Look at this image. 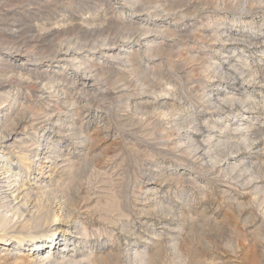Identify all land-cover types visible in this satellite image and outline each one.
Instances as JSON below:
<instances>
[{
	"label": "rangeland",
	"instance_id": "obj_1",
	"mask_svg": "<svg viewBox=\"0 0 264 264\" xmlns=\"http://www.w3.org/2000/svg\"><path fill=\"white\" fill-rule=\"evenodd\" d=\"M0 3V160L38 138L51 162L34 163L23 189L60 186L75 201L56 256L264 264V0ZM31 243H0V264Z\"/></svg>",
	"mask_w": 264,
	"mask_h": 264
},
{
	"label": "bare ground",
	"instance_id": "obj_2",
	"mask_svg": "<svg viewBox=\"0 0 264 264\" xmlns=\"http://www.w3.org/2000/svg\"><path fill=\"white\" fill-rule=\"evenodd\" d=\"M57 22L58 21H56V23ZM79 22L82 23V21H79ZM131 25H132V23H131ZM80 26H82V24ZM35 27H37V26H35ZM95 27H96V25H95ZM90 28H92V27H90ZM90 28H87V30L90 29ZM77 29H79V28H77ZM10 44H9L11 46L10 48H12L16 52H20V51L30 52L31 51V47H34V46L29 45L28 42L23 41V40H13V42L10 41ZM33 45H35V44H33ZM32 50H33V48H32ZM34 52H36V50ZM64 52H65V55L66 56H68V55L71 56V54H73L72 51L70 50V48H67ZM40 55H41V53H40ZM48 55H50V54H48ZM53 55H52V57H53ZM33 58H36V56L33 57ZM37 58L40 59V57H37ZM134 58H136V57H134ZM31 59H32V57H31ZM33 61H35V60H33ZM84 62L85 61L83 60L82 63H84ZM12 75L11 76L14 79V74H12ZM11 78H9V79H11ZM21 79H22L21 77H18V78H15L14 81L19 82L22 85H23V83H26L27 87H30V85L31 84L33 85V83H34V81H33V83H31V82L29 83V81H26V80H25L26 82H24ZM12 80H9V81H12ZM3 81H5V80H3ZM3 81H1V82H3ZM81 81H82V84L83 85L85 83H87L86 78L83 79V80H81ZM51 83H52V81H50V84L48 83L50 85L49 88H52L53 87ZM2 94H5L7 97H8V95H10L6 91H3ZM126 101H127V99H126ZM4 105L6 106L7 104H4ZM171 105H173V104H171ZM174 108H175V106H174ZM174 108L172 107V110ZM7 109H9V108H7ZM18 109H20V108H18ZM169 112H171V111L169 110ZM47 113L45 115H47L49 117V114H47ZM166 114H168V113H166V112L163 113V116H165ZM14 116L13 117H10V119L4 120L1 123L5 130L6 129L7 130L8 129H12L15 126H19V125H21V124L24 123V117H22L21 115H20L21 117H14ZM150 118H151V116H150ZM157 118H158V116H157ZM157 118H156V122H157ZM47 119H49V118H47ZM195 119L196 118L193 117L188 122L191 123ZM42 122L43 121H41V123ZM31 124H33V123H31ZM31 124H29V125H31ZM36 124H34L35 126L34 125L33 126L36 127L37 126ZM155 124H158V123H155ZM29 125H27V126H29ZM179 125H181V124H179ZM27 126H23V127H27ZM248 126L249 125L244 126L243 129L248 128ZM34 127H32V128H34ZM0 133H2V132L0 131ZM10 135H11V133H10ZM6 136H9V135L8 134L7 135H2L1 138L6 137ZM189 137L192 138L191 135ZM4 139H6V138H4ZM190 141H192V140H190ZM0 142H5V141H1L0 140ZM20 142H22V141H20ZM34 143H36L35 144V147L33 149L29 150V151L26 149V144L24 145V143H23V145L16 144V143L13 144L11 146V148H10L11 151H6L4 153V155H2V160H0V174L3 175L2 177H0V243H2L3 246L4 245H10V244H12V242L14 240H16L17 242H19L20 244H22V239H25V241H28V242H32L31 243V245H32V247H31L32 248V251H30L29 253H24L23 252L20 255L12 256L9 259L7 258L8 256L5 255L4 256V261H2L1 264H79V259L76 258L77 255H75V256H73V255L67 256V254H65L63 252H60L61 255H60V257H58L54 253V251H55L54 249L56 247V241L58 240V237L65 235V231L67 230V228H64L65 226L61 222H57V221L60 220V219H63V218H64L65 221L66 220L69 221V220H73V219L77 218V216L74 214V210L76 209L75 201L67 193H66V195L63 194V191L58 188L60 186L54 187V188L52 187L51 189H46L47 187L45 188V187L39 186L34 191L32 189V187H30V185H29L26 189L25 188L23 189V187L25 186L24 178L26 179V178H28L30 176V173L29 172H30V169H31V167L33 166L34 163H38V165L41 168V167H43V165L41 164L42 161L37 162L40 159H44L45 160L44 162H51L48 159L46 160L47 156L41 155L42 154V150L39 149V146L41 144H40L38 138L35 139L32 144H34ZM8 147L9 146L7 145V143H5V145H2V143H0V148L5 149V148H8ZM29 147H27V148H29ZM16 148L18 150H16V152H14ZM189 150H191V149H189ZM185 152L187 153V151H185ZM188 153H191V152H188ZM215 159H217V158H215ZM216 163H218V162L216 161ZM230 167H232V166H230ZM230 172H232V171H230ZM72 179H73V177H72ZM177 182H178V180H177ZM65 191H66V189H65ZM65 191H64V193H65ZM19 197H20V199H19ZM19 201H21L20 204H19ZM117 204L118 205L115 206L116 205V203H115V205L113 207H117V209H118L119 203H117ZM104 210H105V208H104ZM105 211H107V209ZM52 222H55V223H53V225L57 224L55 228H51ZM12 228H15L16 229V232H14V231H8L9 229H12ZM83 228H84L83 229V234H85V230H87V229H86V227H83ZM123 228H124V226H123ZM97 234H99V232ZM44 243L49 244L50 248H49V250H47L46 253H44L43 255H41V259L40 260L36 261V258H37V255H36L37 250L39 248H41L44 245ZM52 246H53V248H51ZM5 249H7V248H5ZM14 252H16V251H14ZM50 254H52V255H50ZM137 254H139V257H138L139 259H138V262L136 264H145V262H146L145 254L142 253V252L139 253L138 251H137ZM90 258H91V256H90ZM92 258H94V256ZM49 259H51V261ZM129 259H131V258H129ZM8 260H10V261H8ZM88 260H89V258H88ZM97 260H98V258L97 259L94 258L92 260L87 261L86 264H94L95 262H97Z\"/></svg>",
	"mask_w": 264,
	"mask_h": 264
}]
</instances>
